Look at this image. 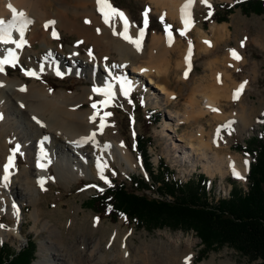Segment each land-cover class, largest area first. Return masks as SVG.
Returning a JSON list of instances; mask_svg holds the SVG:
<instances>
[{
  "label": "bare ground",
  "instance_id": "obj_1",
  "mask_svg": "<svg viewBox=\"0 0 264 264\" xmlns=\"http://www.w3.org/2000/svg\"><path fill=\"white\" fill-rule=\"evenodd\" d=\"M148 1L158 11L177 20L182 28L192 25L194 9L203 4L201 0H192L185 10V23L181 21L180 10L187 0ZM8 4L17 13L23 11L31 23L25 28L21 47L0 43V58L11 48L16 57L15 61L24 69L20 75L10 74V63H5L0 69V225L3 226L0 227V241L11 239L21 244L22 238L26 237L15 222L9 224L2 218L3 213L7 217H16L18 213H22L25 209L24 202L33 205L31 216L34 227L39 223L36 184L45 185L51 179L50 165L55 169L56 178L65 182L85 175L88 166L101 165L108 158L115 160L127 172L137 168V161L123 139L105 140L102 137L108 121L103 120V123L101 121L94 126L90 120L94 115L93 106L81 107L93 94L108 101L110 98L104 94L106 86H110L113 95L120 94L122 80L131 84L127 92L129 95L138 86V80L128 75L126 62L129 63V73L145 75L148 82L159 90L152 99L156 106H164L167 110L160 132L172 141L171 144L166 142L168 155L177 157V153L181 151L180 160L187 162L191 168L201 166L211 177L216 174L225 177L236 172L239 174L236 175L238 178L245 179L249 171L248 162L245 166L237 153H230L229 148L224 145L227 138L222 135L219 126L207 130L202 122L209 115L210 121L219 122L221 126L234 124L242 134L257 127L258 119L254 120L252 111H247L242 106L238 112H226L220 100L226 98L234 101L233 93L244 82H236L233 73L227 71L230 67L237 68L245 59H234L229 52L221 57L210 58L209 65H214L213 69L210 68L211 73L195 78L191 92L189 91L180 107H176L175 101L172 109L168 108L172 100L177 98L176 92L169 88L171 72H175V77L180 80L178 83H186L190 79L196 53L207 51L223 40L224 23H213L207 33L198 29L192 42L195 50L192 53L189 51L190 45L183 44L175 36L154 31L150 38L145 36L144 32L141 33L143 28L127 10L121 11L123 19L117 14L114 19L109 16L105 23V17L97 9L110 13L113 8L109 7L108 0H101L99 5L97 0H0V19L5 22L12 18ZM48 21L54 23L47 24ZM57 29L77 35L81 42L91 43L96 53L82 54L77 46L71 44H67L68 51L64 52L63 47L58 48L52 43V32L56 33ZM13 39L19 40V34L15 31ZM36 41L40 43V48H33ZM113 53L120 60L117 65H109L110 62L103 60V57ZM173 55L176 57L173 58ZM185 57L188 58L187 62ZM29 72L35 75L26 74ZM46 73H59L63 76L84 74L91 84L82 86L76 93L63 89L56 91L44 79ZM213 84L220 88L219 99L214 97L217 93L212 94L208 89ZM248 85V82L244 83L235 100H242ZM94 88L100 91L94 92ZM182 123L187 124L188 129L172 140V133ZM8 131L13 132L14 140L9 139ZM174 141L182 143L177 144ZM11 142L17 143L18 151L26 156L27 163L21 170L15 168L17 156L11 150ZM9 156L13 157V163L9 168L8 181L4 182L3 166L8 162ZM4 183H7V187L3 186ZM92 226L96 227L97 223ZM43 228L47 236L40 244L38 254L46 253L51 262L43 258L40 264H160L159 255L151 250H147L149 253L144 252L143 247L138 245L132 251L123 238L124 235L120 249L106 254L98 237L87 235L78 244L72 242L66 245L62 230L57 224L47 220ZM119 233V230L112 232L108 244ZM189 248L188 246L182 250L163 252L165 262L161 264H190L192 255L188 253ZM221 263L232 264L229 260ZM211 264L219 263L213 261Z\"/></svg>",
  "mask_w": 264,
  "mask_h": 264
},
{
  "label": "rangeland",
  "instance_id": "obj_2",
  "mask_svg": "<svg viewBox=\"0 0 264 264\" xmlns=\"http://www.w3.org/2000/svg\"><path fill=\"white\" fill-rule=\"evenodd\" d=\"M240 1L242 0H206L200 8L194 9L192 25L186 28H182L177 20L169 18L164 12L155 9L148 0H108V4L119 12L127 10L131 13L132 17L143 28L145 36L148 35L147 37L150 38L154 32L166 36H175L183 44L191 45L192 53L193 51L195 52L193 48L194 43L192 42H194V36L197 35L198 29L207 33L213 23H224L223 40L218 42L213 48H210L211 50L198 52L194 56L191 75L190 79L186 82L187 84L178 83L180 80L178 77H175V72H171L172 77L171 81H169L171 87L169 88L176 92L177 98L176 100H172V104H169L168 108L172 109L175 101L177 102L176 107H180L191 92L190 88L193 86L195 78L211 73L212 70L210 68H214V65H209L211 59L216 56L221 57L228 52L230 53L229 50H234L246 62L244 61L234 69L231 67L229 69L228 67L227 69L229 70L227 72L233 73V78L236 82L241 83L246 81L249 85L244 91L242 100L237 99L233 101L220 98L221 104L226 112H238L242 106H245L247 111H252L254 120L258 119L257 127L253 131L242 134L234 124L221 126L219 122L210 121L209 115H206L202 119V122L206 125L207 130L211 127L214 128L216 125L219 126L222 135L227 138V143L224 145L229 148L230 153H237L243 163L247 161L250 164L251 156L247 152L238 150L235 144L241 143L245 145V140L259 137L262 134L264 117V14L251 13L246 15L240 7H234L232 12L227 15V21L219 22L213 19L214 12L223 11V9L220 10L222 3L225 2L233 5ZM97 11L103 18L107 16L114 19L117 15L112 11L110 13H105L100 9H97ZM166 25L169 26L167 32L165 31ZM181 32H183V35H181ZM52 43L58 48L63 47L64 52L68 51L67 44H71L77 46L82 54L96 53L91 43L81 42L77 35H70L60 29L56 30V37H53ZM33 48H40V43L36 41ZM175 57L173 55V58ZM103 60L110 62L109 65H117L120 61L114 53L106 55L103 57ZM8 65L10 66V74L20 75L24 72L23 66L19 62L15 61L14 64L10 63ZM125 67L128 75L138 80V86L129 95L124 97L116 93L107 101L101 99L98 94H93L81 107L88 108L94 104L96 105L95 108L93 107L95 115L90 120L93 121L94 126H97L102 120L108 121L104 126L102 137L105 140L123 139L137 161V168L127 172L115 160L108 158L107 160H103L102 164L98 165L99 167L95 164H93L94 167L88 166L85 175L72 179L71 182H65L56 178L55 169L50 165L49 175L51 179L45 185L36 184L38 188L37 207L40 214L39 223L34 227V220L31 216L33 205L24 202L25 209L22 210V213H18L16 217H7L3 213L2 218L8 221L9 224L15 222L17 227H21L22 234L26 237L22 238L21 244L11 239H4L2 242L5 241L13 247L21 249L27 246L28 241H33L37 246V258L33 264H40L39 262L43 258H46L50 263V258L46 253L38 254L39 246L45 241L47 236L43 225L49 220V223H55L60 227L66 245L72 242L78 244L80 239L90 235L94 238H100L101 248L106 254H109L111 250L118 251L120 249L123 243L122 235H124L123 238L130 245L132 251L138 245L139 247L141 246L140 248L143 247L144 252L151 250L156 255H159L160 264L165 262L163 252L173 249L182 250L188 246L190 247L188 253L192 255L190 264H198L200 262L211 264L213 261L220 264L221 261L225 260H229L232 264H252L246 256L228 245L207 249L197 259L198 252L204 248V245L193 229L187 231L172 229L170 227L147 229L143 226H135L123 218L114 221L108 216L96 213L87 207L86 200L92 194L99 189L111 186L115 181H122L128 189L133 190L135 188L133 179H142L145 183L147 181L150 188L142 190L140 193L144 192L155 197L161 195L162 192L159 189L162 184L157 182V180L164 171L158 168L159 158L163 159L170 168V172L167 175L168 178L173 180L178 179L183 184L187 181L188 183L191 181L197 182L198 175L204 174L208 179L205 187L207 197L215 198L217 190L222 187L226 190L230 189V195L234 189L241 193L247 190L248 172L244 180H241L233 173H229L225 177H221L218 174L211 177L202 170L201 166L191 168L187 162L180 160L181 151L177 153V157L167 154L166 142L171 144L172 141L160 132L162 122L165 116H167V110L164 106H156L152 99L154 94H157L159 90H156L148 82L145 75L129 73V69L127 71V68H129L128 62L125 63ZM44 76L48 86L56 91L63 89L67 92L73 91L76 93L81 90L82 86L91 84L87 81L84 74L80 75L79 73L66 76L57 75V73H46ZM28 78L31 80L30 76ZM210 82L212 81L210 80ZM208 89L211 90L212 94L217 93L214 94V97L219 99L220 88L217 84H213ZM105 101L107 103H104ZM105 113H111V115H105ZM187 129V124H180L179 129L172 133V136H174L172 140H175L179 134H182ZM8 135L9 139L14 140L12 131H8ZM141 136L142 138L151 137V142L147 146L148 160L139 151L140 141L142 140L139 137ZM174 142L177 144L182 143L179 141ZM90 149H93V147L90 146ZM11 150L17 156L15 168L21 170L24 164L27 163L26 156L18 151V144L15 142H11ZM147 168H152L153 173ZM101 174L107 179L108 183H105L100 178ZM167 199L171 200L172 197L167 196ZM94 223H97L96 227L92 226ZM116 230L120 231L119 236L108 244L110 234L116 232ZM175 263H178V261H175Z\"/></svg>",
  "mask_w": 264,
  "mask_h": 264
},
{
  "label": "trees",
  "instance_id": "obj_3",
  "mask_svg": "<svg viewBox=\"0 0 264 264\" xmlns=\"http://www.w3.org/2000/svg\"><path fill=\"white\" fill-rule=\"evenodd\" d=\"M221 6L223 11L213 15V19L219 22L227 21V15L234 7H240L246 15L264 14V0H242L233 5L224 2ZM139 138L142 139L139 151L148 160L147 146L151 137ZM244 142L245 145L236 143L235 146L251 156L247 190L241 193L234 189L227 200L214 205L209 203L205 191L208 179L204 174L198 175L197 182L184 184L178 179H169L170 168L159 158L158 168L164 171L157 180L162 184L159 189L161 195L155 197L140 193L150 188L142 179H133V190L128 189L124 182L115 181L102 188L103 191L99 189L92 194L86 200L87 207L114 221L123 218L147 229H193L204 245L197 259L207 249L228 245L246 256L250 263L264 264V117L261 136ZM149 170L153 173L152 168ZM167 196L172 199H167ZM36 252L37 246L33 241H28L27 246L21 249L3 241L0 244V264H33Z\"/></svg>",
  "mask_w": 264,
  "mask_h": 264
},
{
  "label": "snow or ice",
  "instance_id": "obj_4",
  "mask_svg": "<svg viewBox=\"0 0 264 264\" xmlns=\"http://www.w3.org/2000/svg\"><path fill=\"white\" fill-rule=\"evenodd\" d=\"M192 0H187V3H185L182 7H181V21L185 22V10L189 7V5L191 4ZM202 3L205 2V0H201ZM101 3V0H97V4L99 5ZM110 7V6H109ZM209 7H211L209 5ZM7 8L11 11L12 13V18L8 21H4L2 19H0V43H4V44H15L17 48L21 47L22 44L24 43V33H25V28L28 24L31 23V21L29 19L26 18L25 13L23 11H20L19 13H17V10L15 8H13V6L11 4L7 5ZM111 11L115 14H118L121 19H123V13L119 12L117 9H111ZM147 11V10H146ZM108 22V17H105V23ZM54 23V21H48L47 24H52ZM145 23H147V21H145ZM47 24L45 25V27H47ZM169 26H165V31L167 32ZM13 31H15L16 33L19 34V40L13 39ZM143 32V29H141V33ZM53 37H56V33L55 31L52 32ZM121 35H124L123 33H121ZM181 35H183V32H181ZM126 39H128V37H125ZM189 51H191V45L189 46ZM231 56L234 59H240V57L237 55V53L234 50H229ZM187 57H185V60L187 62ZM16 60L14 51L9 48L7 49L6 54L3 56V58H0V69H2V66L5 63H11L14 64ZM29 75H35L34 73H26ZM57 75H59V73H57ZM185 75H187V73H185ZM119 79V78H117ZM246 83V82H244ZM244 83H241L239 88L236 89V91L233 93V99L235 100L237 98V93H239L243 87H244ZM131 88V84L130 82L126 81V80H122L120 81V94L126 96L128 90H130ZM93 91H100L99 89L94 88ZM104 94L106 95V97L111 98L112 97V92H111V88L110 86H106ZM104 103H107V101H105ZM93 107L95 108L96 105L94 104ZM215 111V109H213ZM95 115V114H94ZM105 115H111V113H105ZM37 123H39V121H37ZM103 123V120H102ZM217 131H219V129H217ZM13 163V157L9 156L8 157V162L6 164H4L3 166V171H4V175H3V181L7 182L8 178H9V168L10 166H12ZM38 166L39 163H38ZM245 166H247V161H245ZM99 167V166H98ZM231 167V165H230ZM234 175H239L236 172H233ZM100 178L102 180L105 181V183H108L107 179L101 174ZM4 187H7V183L3 184ZM93 187H95L93 185ZM100 191H103L102 189H100ZM13 208L15 209V205H13ZM0 227H3L2 225H0Z\"/></svg>",
  "mask_w": 264,
  "mask_h": 264
},
{
  "label": "built area",
  "instance_id": "obj_5",
  "mask_svg": "<svg viewBox=\"0 0 264 264\" xmlns=\"http://www.w3.org/2000/svg\"><path fill=\"white\" fill-rule=\"evenodd\" d=\"M230 189L226 190L224 187L220 188L217 190V193L215 196V198H211L210 196L207 197L208 201L210 204H217L220 200H226L227 198H229L230 193H229Z\"/></svg>",
  "mask_w": 264,
  "mask_h": 264
}]
</instances>
